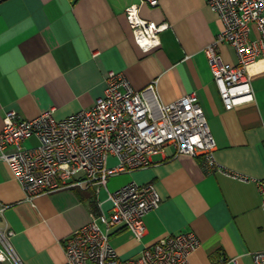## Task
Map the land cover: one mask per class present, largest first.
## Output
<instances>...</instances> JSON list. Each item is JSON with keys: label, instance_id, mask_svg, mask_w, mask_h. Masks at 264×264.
<instances>
[{"label": "crops", "instance_id": "0c3cea01", "mask_svg": "<svg viewBox=\"0 0 264 264\" xmlns=\"http://www.w3.org/2000/svg\"><path fill=\"white\" fill-rule=\"evenodd\" d=\"M209 1L142 5V19L169 24L160 47L145 53L126 16L141 0H0V133L11 110L28 120L46 112L63 120L90 109L104 95L107 73L115 71L136 90L157 81L166 105L195 93L217 143V166L249 179L235 180L216 169L207 173L201 157L174 156L172 148L153 156L146 168L111 176V192L131 182L152 183L162 200L145 216L143 241L127 229L114 230L111 245L121 259H136L146 246L186 232L200 242L191 264H255L252 255L264 251L257 186L264 180V58L248 68L255 100L226 110L205 54L223 28ZM256 37L253 29L251 38ZM219 52L224 61L237 63L229 45ZM37 144L31 138L24 147ZM116 162L109 159L110 165ZM92 196L97 206L102 202L110 209L106 190L85 187L41 195L30 204L0 161V203L7 207L0 226L15 233L12 244L24 264H65L63 242L97 213Z\"/></svg>", "mask_w": 264, "mask_h": 264}, {"label": "built area", "instance_id": "2783aa9c", "mask_svg": "<svg viewBox=\"0 0 264 264\" xmlns=\"http://www.w3.org/2000/svg\"><path fill=\"white\" fill-rule=\"evenodd\" d=\"M145 4L158 7L159 0H141L127 8L126 16L136 44L148 53L160 47V34L169 24L142 19L139 12ZM209 7L223 28L205 54L225 108L233 110L255 100L248 68L264 58V0H210ZM253 29L258 34L254 39ZM221 45L234 49L236 64L224 61ZM31 138L38 144L24 147ZM170 148L174 156L201 157L207 173L216 169L235 180H249L217 166V143L195 93L166 105L160 100L157 81L136 90L115 71L107 73L104 95L90 109L63 120H57L53 112L28 120L11 110L0 133V161L10 168L28 203L76 187L107 191L110 209L105 211L100 202L99 212L91 214L90 222L63 242L65 264H191L190 256L200 246L193 232L165 236L146 246L136 259H121L111 245L117 228L127 229L138 242L143 241L145 216L159 208L162 200L152 183L131 182L111 192L109 178L146 168L153 156L166 154ZM111 157L117 161L112 167ZM257 186L264 212V180H258ZM6 208L0 203V215ZM14 235L8 226H0V264H24L12 244ZM252 258L255 264H264V251Z\"/></svg>", "mask_w": 264, "mask_h": 264}, {"label": "trees", "instance_id": "16d2710c", "mask_svg": "<svg viewBox=\"0 0 264 264\" xmlns=\"http://www.w3.org/2000/svg\"><path fill=\"white\" fill-rule=\"evenodd\" d=\"M92 207H93V210L95 211V212H97L98 213V206L96 205V196H92Z\"/></svg>", "mask_w": 264, "mask_h": 264}, {"label": "rangeland", "instance_id": "374dc122", "mask_svg": "<svg viewBox=\"0 0 264 264\" xmlns=\"http://www.w3.org/2000/svg\"><path fill=\"white\" fill-rule=\"evenodd\" d=\"M116 164H117V162H116L114 165H110V164H109V166L112 167V166H115Z\"/></svg>", "mask_w": 264, "mask_h": 264}]
</instances>
